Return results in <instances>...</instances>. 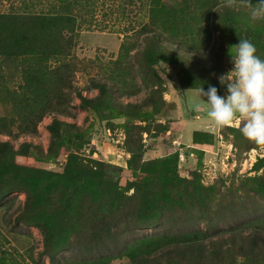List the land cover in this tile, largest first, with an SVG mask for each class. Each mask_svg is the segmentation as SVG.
Wrapping results in <instances>:
<instances>
[{"label": "trees", "instance_id": "1", "mask_svg": "<svg viewBox=\"0 0 264 264\" xmlns=\"http://www.w3.org/2000/svg\"><path fill=\"white\" fill-rule=\"evenodd\" d=\"M82 1L50 0L48 11L0 13V56L21 58L26 65L22 70L21 85L7 92L14 116L12 121L0 116V133L14 138L35 135L43 118L52 116L47 125L51 139L44 157L53 159L62 149L67 150L63 171L54 172L23 165L22 161L30 154L31 148L37 146L23 142L16 149L10 141L0 140V202L13 192L25 194L23 207L13 221L41 231L42 252L49 257L51 264H57V254L68 246L72 252L83 256H102V261L81 264H108L119 244L118 233L122 228L140 226L145 218L156 222L158 214L163 213L161 192L152 190L143 198L139 192L134 194L133 201L140 203L142 200L137 209L131 205L125 210L121 208L123 197L118 182L105 175L103 162L90 167L82 160L77 151L79 128L55 116L68 115L76 106L101 115L113 104L112 84L91 78L89 86L98 91L96 97L84 96L73 85L75 73L83 63L73 55L78 44L81 17V13L78 15L73 10L77 7L87 14L86 2ZM249 3L255 5L258 0H249ZM148 5V21L125 32L120 56L116 60L121 64L123 58L135 50L132 59L138 62L145 84L152 87L141 103L120 104L119 116L130 119L145 120L164 103L155 66L162 62H176L182 58L181 51L208 49L213 30L233 34L238 29L240 17L250 13V8L242 5L240 0H231V3L229 0H183L178 7L168 5L164 0H149ZM211 18L214 21L210 24ZM165 43L173 45L174 49L166 47ZM125 72V76L120 75V81L124 83L129 79L130 69ZM199 88L184 86L181 90ZM73 93L80 101L78 105L72 103ZM131 95L132 91L126 93V96ZM11 122L17 123V131L11 129ZM128 126L134 129L138 125ZM209 136L202 131L195 132L192 146L200 151L211 150ZM126 142L136 145L129 150L127 168L134 176H139L136 164L141 157L137 144L140 140L128 135ZM178 157V154H171L149 163L152 168L148 169L147 180L163 179L168 184L180 179ZM263 165L264 158L258 159L254 166ZM198 177L196 174L192 179L191 189L185 187L184 193L178 194L188 195L195 204L193 210L201 211L199 217L208 219L206 231L194 233V239L188 241L173 237L162 242L163 237H157L150 250L135 257L134 264H231L237 256L253 262L264 261V212L257 208L247 210V207L224 210L226 206L218 204L219 211L215 214L204 211L209 210L207 206L212 203L204 193L206 187L197 183ZM162 191L168 192L169 200L176 202L174 205L178 204L168 190ZM88 192L98 200L87 201L85 194ZM218 218L237 222V225L215 230ZM0 264H4L2 257Z\"/></svg>", "mask_w": 264, "mask_h": 264}, {"label": "rangeland", "instance_id": "2", "mask_svg": "<svg viewBox=\"0 0 264 264\" xmlns=\"http://www.w3.org/2000/svg\"><path fill=\"white\" fill-rule=\"evenodd\" d=\"M48 1L50 0H0V13L48 11L50 9ZM84 2L87 14L77 7L73 10L75 13L78 12V15L81 13L78 44L73 50V55L83 62L75 73L73 85L84 96L96 97L98 91L89 86L91 78L112 84L113 104L101 115L91 109L84 110L76 106L68 115L55 116L67 123H74L79 128L77 151L82 160L90 167L99 166L98 162H103L105 175L118 182L123 197L120 201L121 208L125 210L131 205L137 209L140 206L142 200L138 203L132 199L136 192H139L142 198L151 190L161 192L163 201L161 203L163 213L158 214L156 222L145 218L141 220L145 222L140 226L120 230L119 244L108 264H134L135 257L150 250L152 243H155L152 241L157 237H163L162 242H167L173 237L180 241H188L194 239V233L206 231L208 219L199 217L201 211L193 210L195 204L191 203L188 195L181 196L185 187L191 189L192 179L196 174L199 175L197 183L206 187L204 193L212 203L207 206L209 210L204 211L215 214L219 211L218 204L226 206L224 210L247 207V210L257 208L264 212V165L254 166L258 159L264 158V144H256L241 135L240 119H234L229 125L217 126L208 120L203 107L199 110L194 109L193 105L199 100L198 90H185L183 102L178 101L179 92L184 86L208 87L211 84L217 87L218 94H224L225 89L219 84L217 77L231 68L228 49L229 46L237 44L239 39H248L252 42L256 46L257 54L264 58V19H253L250 13L243 15L239 19L235 33L213 30V39L208 49L181 51L182 58L176 62L172 64L162 62L155 66L160 76L164 103L154 109L153 114L145 120L130 119L119 116L122 109L120 104L141 103L149 95L152 87L145 84L138 62L132 59L135 50L129 57L123 58L121 64L116 60L120 56V45L125 32L148 21L149 0L132 2L83 0L82 3ZM164 2L178 7L182 5L183 0ZM210 20L211 24L214 20L213 18ZM165 45L174 49L173 45L168 43ZM24 66L25 62L21 58L5 59L0 56V116H6L8 121H12L14 114L7 92L21 85ZM127 69H130V75H127L129 79L124 83L120 81V75L125 76ZM129 91H132L133 95L126 96ZM71 100L74 105L80 102L75 93L72 94ZM176 101L181 108L177 107ZM51 120L52 116H45L35 135H20L14 138L0 133V140L10 141L16 149L23 142L38 147L31 148L30 154L22 161L23 165L62 172L67 160L66 149H62L56 158L44 157L51 139L47 130ZM206 121L209 124L206 123L207 128H204ZM128 124L138 126L134 129L130 126L127 128ZM10 127L17 131V123L11 122ZM197 131L210 135L207 140L210 141L211 138V149L216 151L212 157H205V153L210 155L208 150L200 151L185 146V143L193 140V134ZM128 135L140 140L137 144L141 157L136 164L139 176H134L127 168L129 150L136 146L126 142ZM171 154L179 156L177 174L180 179L168 184H165L163 179L156 182L147 180V174L150 175L148 169L152 168L148 166L149 163ZM149 183L151 184L147 185ZM129 185L131 186L127 188ZM163 189L175 197L177 205H174L176 202L169 200L171 197L167 195L168 192H163ZM85 198L87 201L98 200L96 196H90L89 192L85 194ZM24 201L25 194L18 191L0 202V257L4 264H51L49 257L42 252L44 241L41 231L29 225L15 224L13 221L14 216L23 207ZM152 212L157 214L155 210ZM218 220L215 230L237 225L234 221H225L221 218ZM100 257L102 256H83L74 253L68 246L57 254V264L102 261ZM231 264H264V261L253 262L237 256Z\"/></svg>", "mask_w": 264, "mask_h": 264}, {"label": "clouds", "instance_id": "3", "mask_svg": "<svg viewBox=\"0 0 264 264\" xmlns=\"http://www.w3.org/2000/svg\"><path fill=\"white\" fill-rule=\"evenodd\" d=\"M240 3L250 8L253 19H264V0H258L255 5L249 0ZM228 56L231 68L217 77L224 94H218L214 85L209 84L206 90L201 86L199 100L193 107L196 110L203 107L207 118L217 126L240 119L241 135L256 144H264V58L248 39H239L237 44L229 46Z\"/></svg>", "mask_w": 264, "mask_h": 264}, {"label": "crops", "instance_id": "4", "mask_svg": "<svg viewBox=\"0 0 264 264\" xmlns=\"http://www.w3.org/2000/svg\"><path fill=\"white\" fill-rule=\"evenodd\" d=\"M184 91H185V90H182V91L179 92V95H178V101L181 100V101L183 102V98L185 97V95H184V93H183ZM176 105H177L178 108H181V107L179 106V102H178V104H177V101H176ZM196 117H199V116H196ZM208 120H209V119H208ZM206 123L209 124V122L206 121V122L204 123V125H203L204 128H207V127L205 126ZM185 146H187V147H193V146H192V140L189 141V142H187V143H185ZM208 152L210 153V155H208V153H205V154H204L205 157H212V156H213L212 154H213L214 152H216V151H215V149L212 148L211 150H208Z\"/></svg>", "mask_w": 264, "mask_h": 264}]
</instances>
